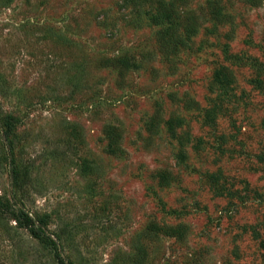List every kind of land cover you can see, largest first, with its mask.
<instances>
[{
    "label": "rangeland",
    "instance_id": "rangeland-1",
    "mask_svg": "<svg viewBox=\"0 0 264 264\" xmlns=\"http://www.w3.org/2000/svg\"><path fill=\"white\" fill-rule=\"evenodd\" d=\"M57 251L264 264V0H0V264Z\"/></svg>",
    "mask_w": 264,
    "mask_h": 264
},
{
    "label": "trees",
    "instance_id": "trees-1",
    "mask_svg": "<svg viewBox=\"0 0 264 264\" xmlns=\"http://www.w3.org/2000/svg\"><path fill=\"white\" fill-rule=\"evenodd\" d=\"M24 225L26 227H28L30 229V231L38 238L40 239H46V240H52L51 237L44 233L37 225L36 223L33 221V219L26 214L25 217V221H24ZM55 244V241H52ZM57 259H58V263L59 264H68V262L66 261V259L64 258V256L60 253V251H57Z\"/></svg>",
    "mask_w": 264,
    "mask_h": 264
}]
</instances>
